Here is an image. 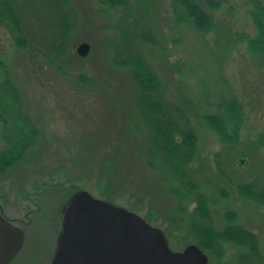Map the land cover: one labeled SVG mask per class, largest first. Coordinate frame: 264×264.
Wrapping results in <instances>:
<instances>
[{"label": "rangeland", "instance_id": "1", "mask_svg": "<svg viewBox=\"0 0 264 264\" xmlns=\"http://www.w3.org/2000/svg\"><path fill=\"white\" fill-rule=\"evenodd\" d=\"M15 1L25 44L16 46L0 26V61L41 135L35 150L0 178V211L24 233L23 249L11 264H49L59 213L74 189L137 214L165 234L173 251L193 243L170 219L175 198L168 181L146 166L148 130L134 107L129 70L122 67L121 51L129 42L156 74L162 99L176 106L181 94L189 102L182 110L198 138L189 175L209 199L213 225L221 227L223 213L233 211L237 223L257 236L264 258V206L233 187L264 181V151L254 145L264 133V64L243 42L227 43L236 33L255 35L247 13L251 0H221L215 27L204 35L176 22L171 0H126L125 9L96 0ZM135 21L156 44L137 41ZM81 43L89 46L84 58L76 54ZM221 92H231L244 112L234 146L220 143L202 123L216 113ZM214 185L226 199L212 191ZM234 256L227 246L221 261Z\"/></svg>", "mask_w": 264, "mask_h": 264}, {"label": "trees", "instance_id": "2", "mask_svg": "<svg viewBox=\"0 0 264 264\" xmlns=\"http://www.w3.org/2000/svg\"><path fill=\"white\" fill-rule=\"evenodd\" d=\"M96 2L110 8H127L126 0ZM251 5L247 13L255 35L250 37L236 33L227 43L243 42L248 53L264 64V3L251 0ZM170 6L176 22L186 24L204 35L215 27L213 14L220 8L221 0H171ZM0 26L10 33L16 46H24V29L15 0H0ZM131 31L139 43L156 44L152 33L140 22L135 21ZM66 32L63 25V37ZM121 54L122 67L129 70L134 84V107L148 130V148L144 154L146 166L168 181L175 198V213L170 219L181 225L185 236L192 238L210 262L262 264L264 258L257 236L240 226L236 214L231 210L223 213L221 227L214 226L209 199L200 191L198 184L191 181L189 168L198 155V138L191 119L182 110V106L190 108L187 98L180 94V104L176 106L164 101L156 74L132 49L130 42L123 46ZM216 108V113L205 115L202 123L220 143L234 146L244 121L242 105L231 92H221ZM40 135L41 131L25 110L19 89L13 83L6 65L0 61V178L35 150ZM254 145L264 151V133L257 136ZM233 187L240 197L264 206V181L261 184L240 182ZM212 191L222 199L227 198L225 191L215 185ZM191 206L193 208L189 209ZM227 246L235 249V256L229 262H222Z\"/></svg>", "mask_w": 264, "mask_h": 264}, {"label": "water", "instance_id": "3", "mask_svg": "<svg viewBox=\"0 0 264 264\" xmlns=\"http://www.w3.org/2000/svg\"><path fill=\"white\" fill-rule=\"evenodd\" d=\"M89 46L81 43L83 58ZM59 231L49 264H208L195 244L173 251L165 234L137 214L93 197L71 194L59 214ZM24 243L23 231L0 212V264H11Z\"/></svg>", "mask_w": 264, "mask_h": 264}, {"label": "flooded vegetation", "instance_id": "4", "mask_svg": "<svg viewBox=\"0 0 264 264\" xmlns=\"http://www.w3.org/2000/svg\"><path fill=\"white\" fill-rule=\"evenodd\" d=\"M1 214H2V213H1ZM22 249H23V246H22L21 250H22ZM21 250H20V252H21ZM20 252H19V253H20ZM19 253H18V254H19Z\"/></svg>", "mask_w": 264, "mask_h": 264}]
</instances>
